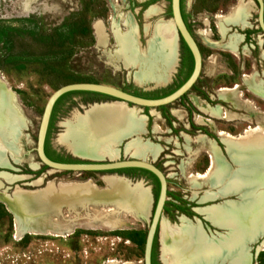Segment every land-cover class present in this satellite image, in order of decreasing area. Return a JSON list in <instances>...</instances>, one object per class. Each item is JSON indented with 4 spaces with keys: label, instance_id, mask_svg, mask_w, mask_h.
I'll list each match as a JSON object with an SVG mask.
<instances>
[{
    "label": "rangeland",
    "instance_id": "1",
    "mask_svg": "<svg viewBox=\"0 0 264 264\" xmlns=\"http://www.w3.org/2000/svg\"><path fill=\"white\" fill-rule=\"evenodd\" d=\"M247 1L182 0L185 21L202 56L198 80L186 95L169 105L155 108L126 105L145 119V131L139 135L141 141L160 149L156 157L147 155L144 159L152 161L167 177L168 194L161 223L185 226L192 237L205 236V243L216 249L208 259L203 254L191 264H264V235L251 243L261 235L264 224L254 236L240 242L234 235V226L216 221L209 209L238 203L247 189L222 192L224 185L198 179L196 185L191 181L197 174L211 170V143L228 166L236 168L216 134L238 136L264 123V99L251 91L243 79L244 75L253 76L255 82L264 85V35L257 27V10L253 9L249 15L250 28L222 21L240 4L248 6V15L252 6ZM169 5V0H0V80L12 92L8 93L10 102L0 100V165L5 166L0 168V194L16 187V191L23 189L35 194L50 184L58 187L67 183H88L103 190L108 188L105 177L124 175L133 180L126 181L129 187L144 188L148 196L145 215L138 218L110 203L63 206L61 210L33 213L16 209L15 205L9 212L6 201L0 200V264H142L145 235L157 197L154 178L133 170L53 171L40 164L34 147L45 102L64 84L95 82L135 95L162 96L183 81L184 59L188 54L176 32V65L166 81L139 83L134 78L139 66L127 67L122 61L124 56L131 59L132 52L125 43L129 39L126 17L135 25L139 50H145L152 44L158 23L171 24ZM221 21L223 33L219 28ZM98 22L106 34L104 44L97 42L94 26ZM232 36L240 38L235 53L212 45L220 41L224 44ZM122 44L124 49L120 50ZM148 83L149 87L140 86ZM152 84L160 86L153 88ZM224 90L234 91L227 94ZM110 100L82 92L62 97L49 133L50 148L63 158L76 161L138 158L126 151L134 139L132 136L116 146L114 158L96 157L72 145L67 137L70 125L77 119L85 118L95 106L112 102L92 107L87 104ZM201 107L212 108L211 112L218 111L219 116ZM200 136L203 141L198 140ZM215 192L221 196L202 200L206 194ZM4 198L8 200V196ZM22 216L38 222L37 227H27ZM162 239L160 225L154 243L156 264L169 262Z\"/></svg>",
    "mask_w": 264,
    "mask_h": 264
},
{
    "label": "bare ground",
    "instance_id": "2",
    "mask_svg": "<svg viewBox=\"0 0 264 264\" xmlns=\"http://www.w3.org/2000/svg\"><path fill=\"white\" fill-rule=\"evenodd\" d=\"M248 9V6L240 4L230 17H223L222 21L225 20V22L244 27ZM222 21L219 23V28L223 33L225 28ZM124 23L127 26L126 34L129 38L128 40L125 39V43L127 47L132 48V52L129 54L131 59H126L125 56L122 58L124 65L127 67L139 66V71L134 75L135 80L139 83L166 81L176 65L177 58L176 35L172 22L171 24L158 23L154 29L152 44L148 45V49L145 50L138 48L135 25L132 20L126 17ZM94 28L97 42L104 44L106 34L103 25L98 22ZM239 39L238 36H232L222 46L235 53ZM122 46L124 47L122 44L120 50L124 49ZM244 81L251 91L264 97L262 88L253 81L252 77H245ZM3 87L4 84L0 80V88ZM233 91L224 90L222 92L228 94L229 92L233 93ZM0 100L2 103L11 101L10 96L3 93L1 89ZM193 101L198 103L196 98ZM0 109L2 111V108ZM201 109L204 111L208 109L210 110L209 113L216 116H219L220 113L218 111L211 112L213 111L212 108L201 107ZM225 116L230 119L227 113ZM209 122L206 120V123ZM68 130L67 137L71 139L72 145L87 150L96 157L109 156L114 158L117 154L116 146L124 138L131 136L134 139L126 146V151H131L135 157L145 158L147 155L156 157L160 150L158 146L149 142H142L139 138V135L145 131L144 117L137 116L134 110L119 101H113L110 105L95 106L85 118L77 119L74 125H70ZM218 136L225 143L228 154L236 164V168H230L219 155L216 145L211 143V170L204 174H197L195 179L191 178V181L196 185L198 182L196 179L208 181L217 186L224 185L222 192L226 190L228 192L229 189L233 188L236 190L247 189L240 195L238 203L209 208L216 221L234 226L236 231L234 235L242 242L254 236L264 224V123L256 128L247 129L238 136L222 132H219ZM203 139L201 136L198 138L202 141ZM105 182L108 188L103 190H98L88 183H67V185H57L58 187L50 184L47 189L35 194L31 193L32 191L17 190L15 193L16 200H14L17 206L16 204L13 206L16 209L40 213L41 211L51 212L63 206L75 208L76 206L86 207L89 204L104 205L110 203L114 204L116 209L132 214L133 217L138 218L145 215L148 198L145 190L136 189L137 187L132 189L125 180L114 176L105 177ZM216 196L219 197L221 194L216 192L206 194L202 200L214 199ZM17 211L20 213V210ZM21 219L29 228H36L38 225V222L31 218L22 216ZM160 224L163 236L162 244L168 257V264H191L193 259L203 254L205 257L207 255L208 259L209 254L212 255V252L216 250L214 246L205 243L203 239L205 236L192 237L191 231L185 226L176 227L167 223Z\"/></svg>",
    "mask_w": 264,
    "mask_h": 264
},
{
    "label": "water",
    "instance_id": "3",
    "mask_svg": "<svg viewBox=\"0 0 264 264\" xmlns=\"http://www.w3.org/2000/svg\"><path fill=\"white\" fill-rule=\"evenodd\" d=\"M137 1L141 2L143 0H137ZM252 1L254 2L257 10L256 13L257 27L264 35V0H252ZM169 3H170L169 6H170V16H171L170 21L174 26L178 39L185 44V46L187 47V49L189 50L192 56L193 68L188 78L171 93L159 98H148L140 95H135L121 88L103 83L72 82V83L64 84L58 87L57 89H55L49 95V97L45 102L37 129L36 145L34 147V151L36 153V156L40 164L53 171H66V172H78V173L80 172L117 173L118 171L125 169H142L148 171L157 179L158 193L153 209L150 213L149 224L145 235L142 264H152L153 247H154L155 239L157 237L158 230L160 228V223L163 219L162 216L168 194V187H167L168 181L164 173L152 161H147L144 158H128V159L123 158L118 160L112 159L108 161H104V160H79L75 162L54 161L47 157L45 153V143H46L49 123L53 108L56 102L60 99V97H62L67 93L90 92V93H97L100 95H104L108 99H111L110 102L89 103L87 104L89 105V107L103 103H111L113 101H119L125 103L126 105H133L142 108H155V107H162L165 105H169L179 100L188 93V91L195 85L196 81L200 76L202 69V56L200 53V49L191 31L188 28L186 21L183 18V14L181 10V0H169ZM212 45L217 47H222V41L212 43ZM140 86L149 87L150 83ZM158 86L160 85L152 84L153 88H156ZM6 88L7 86L0 89L5 94L8 93L12 94L11 90L9 88L7 89ZM216 136L220 141V143L224 145L225 147L224 150L228 158L230 159V162H232L234 166H236V164L231 160L228 154L225 143L217 134ZM2 167L5 166L0 165V168ZM117 177H120L128 181L129 183L133 181L132 179L124 175L121 176L117 175ZM3 181L5 183H9V181L6 180L5 178H3ZM16 188H13L9 193L5 192L4 194H0V200L3 203H5L6 201V203L8 204L6 205L8 211L9 210L11 211L12 209L11 207L15 205L14 200H16L15 198ZM4 196H8V200H4L3 199ZM263 235H264V229L261 232V235L251 243L256 242L258 238H261Z\"/></svg>",
    "mask_w": 264,
    "mask_h": 264
},
{
    "label": "trees",
    "instance_id": "4",
    "mask_svg": "<svg viewBox=\"0 0 264 264\" xmlns=\"http://www.w3.org/2000/svg\"><path fill=\"white\" fill-rule=\"evenodd\" d=\"M181 10H182V0H181ZM182 14H183V12H182ZM183 18L185 20L184 14H183ZM182 44H183V46H184V48H185L188 56L184 59V65L186 66V74H185V77H184L183 81L178 86H180L188 78V76L190 75V73L192 71V68H193L192 56H191L189 50L187 49V47L185 46V44L183 42H182ZM172 91H170L168 93H165L162 96H165V95L171 93ZM72 93H80V92H70V93H67L65 95L72 94ZM82 93H88V94H93V95H97V96L106 97L104 95H100V94H97V93H90V92H82ZM65 95H63L62 97H64ZM162 96H144V97H148V98H159V97H162ZM62 97H60V99ZM60 99L56 102V104H55V106L53 108L52 114H51V119H50V123H49V128H48L46 143H45V153H46V155H47L48 158H50V159H52L54 161H59V162H75L76 160H71V159H68V158H63L58 152H56L55 150H53V149L50 148L49 142H48L50 129L52 127V123H53V120H54V117H55V114H56L57 105H58ZM129 170H139V171H141L143 173L149 174L152 178H154V180H155V182L157 184V193H158V181H157V179L151 173H149L146 170H142V169H129ZM164 209H165V207H164ZM152 264H156L155 257H154V247H153V252H152Z\"/></svg>",
    "mask_w": 264,
    "mask_h": 264
},
{
    "label": "crops",
    "instance_id": "5",
    "mask_svg": "<svg viewBox=\"0 0 264 264\" xmlns=\"http://www.w3.org/2000/svg\"><path fill=\"white\" fill-rule=\"evenodd\" d=\"M247 2H250V4L252 5V8L250 9V11H249V13H248V15L246 16V25L244 26L245 28H250V25L248 24V19H249V15H250V13L252 12V10L253 9H255L256 8V6H255V4H254V2L252 1V0H249V1H247ZM230 24H232V25H235V26H239L240 27V25L239 24H233V23H230ZM244 76H247V75H244ZM244 76H243V79H244ZM247 77H252L253 78V76H247ZM253 81L255 82V80H254V78H253ZM245 83V82H244ZM255 83H257V84H259L260 85V87L262 88V90H263V93H264V85L261 83V82H255ZM256 95H258V94H256ZM259 96H261V95H259ZM263 99H264V97L263 96H261ZM89 205H91V204H89ZM88 206V205H87ZM61 210V209H60ZM54 215H57V214H54ZM161 225V224H160ZM28 227V226H27ZM66 228H69V227H66ZM32 229V228H31ZM63 229H65V228H63Z\"/></svg>",
    "mask_w": 264,
    "mask_h": 264
},
{
    "label": "flooded vegetation",
    "instance_id": "6",
    "mask_svg": "<svg viewBox=\"0 0 264 264\" xmlns=\"http://www.w3.org/2000/svg\"><path fill=\"white\" fill-rule=\"evenodd\" d=\"M127 170H129V169H126V170H124V171H127ZM133 171H139V170H133ZM141 172V171H140ZM125 182H126V180H125ZM128 182V181H127ZM144 189V188H143ZM145 190V189H144Z\"/></svg>",
    "mask_w": 264,
    "mask_h": 264
}]
</instances>
